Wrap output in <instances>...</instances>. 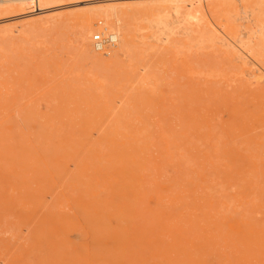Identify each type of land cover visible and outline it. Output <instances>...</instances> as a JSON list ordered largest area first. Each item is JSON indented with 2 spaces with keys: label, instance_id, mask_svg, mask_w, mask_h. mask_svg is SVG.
I'll return each mask as SVG.
<instances>
[{
  "label": "rangeland",
  "instance_id": "1",
  "mask_svg": "<svg viewBox=\"0 0 264 264\" xmlns=\"http://www.w3.org/2000/svg\"><path fill=\"white\" fill-rule=\"evenodd\" d=\"M144 1L0 0V264H264V0L90 59L89 12Z\"/></svg>",
  "mask_w": 264,
  "mask_h": 264
},
{
  "label": "bare ground",
  "instance_id": "2",
  "mask_svg": "<svg viewBox=\"0 0 264 264\" xmlns=\"http://www.w3.org/2000/svg\"><path fill=\"white\" fill-rule=\"evenodd\" d=\"M14 1H18V0H14ZM20 1H25V0H20ZM36 1L43 2V1H51V0H36ZM205 7L206 6H205V4H204V2L202 0L144 1V2H141V3H137L135 5H129V6H120L119 4H116V3L99 6V7L95 8V9L91 10L89 12V15L86 16V18L84 19L85 20L84 21L85 22V29L83 31L82 38H83V41H84L85 52H86L87 56L90 59H92L93 61H100L101 60V58L98 56V52L100 54L101 53H106V51H96L97 54H95L89 48L90 37L88 35L89 34V30L87 28H88L89 23L93 20L94 17H102V18L107 19V20H110V19L114 20L115 19V21H116V26L115 27H119L120 23L122 22V17H125V16L129 17L131 19H136L137 15L154 14L159 9L161 10V8L162 9L163 8L164 9L168 8L169 11H172V13L175 12L176 15L181 14V13L196 14V13L203 12ZM164 14H166V13H164ZM101 23L104 24V22H102V21H101ZM119 30H120V32L119 33L117 32V33L119 35L118 44H119L120 47H119V49L116 52L117 54L126 52L127 48L125 46V43H123L124 35L125 34L127 36L132 35L131 30H129V28L126 27L125 25H121L119 27Z\"/></svg>",
  "mask_w": 264,
  "mask_h": 264
},
{
  "label": "built area",
  "instance_id": "3",
  "mask_svg": "<svg viewBox=\"0 0 264 264\" xmlns=\"http://www.w3.org/2000/svg\"><path fill=\"white\" fill-rule=\"evenodd\" d=\"M100 22L99 29L92 36V45L96 51H107L114 48L119 42L116 31L109 29Z\"/></svg>",
  "mask_w": 264,
  "mask_h": 264
}]
</instances>
